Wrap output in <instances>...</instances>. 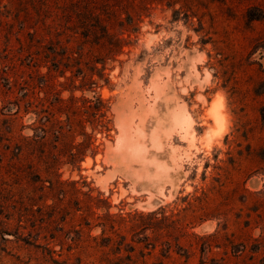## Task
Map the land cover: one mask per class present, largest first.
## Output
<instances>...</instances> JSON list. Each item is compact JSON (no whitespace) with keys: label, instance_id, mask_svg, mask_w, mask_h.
Masks as SVG:
<instances>
[{"label":"rangeland","instance_id":"1","mask_svg":"<svg viewBox=\"0 0 264 264\" xmlns=\"http://www.w3.org/2000/svg\"><path fill=\"white\" fill-rule=\"evenodd\" d=\"M5 65L81 121L49 147L93 144L45 190L50 243L0 207V264H264V0H0Z\"/></svg>","mask_w":264,"mask_h":264},{"label":"trees","instance_id":"2","mask_svg":"<svg viewBox=\"0 0 264 264\" xmlns=\"http://www.w3.org/2000/svg\"><path fill=\"white\" fill-rule=\"evenodd\" d=\"M0 89L6 94L0 106V207L4 211L19 213V225L24 229L19 236L23 241L30 243L34 232H38L37 240L42 237L48 241L56 235L52 233L50 236L47 234L41 236L46 215L50 218L54 216V213L48 214L45 210L53 207L47 203L45 190L48 187L49 191L53 192L60 187L62 182L60 179L56 180L55 175L61 165L72 162L79 164L86 156L87 140L89 146L93 142L86 134L85 139L73 145L71 149L60 148L58 145L49 147L51 135L58 133L57 138L61 141L64 136L70 135L81 121L69 117L66 123L62 124L59 120L61 130L55 131L51 127L52 117L37 105L34 83L26 78L14 77L10 73V65H5L0 70ZM30 113L34 114L33 120L26 124L24 119ZM65 127L68 128L63 131ZM26 128H31L33 134H25L23 131ZM59 161L60 167L57 165ZM47 182L50 186L46 185ZM65 197L66 192H63V195L57 196V199L63 201ZM88 198L94 199L90 194ZM36 200H41L42 203L34 209L37 205ZM38 210L40 214L36 213ZM87 212L96 213L90 203L87 204ZM8 230L2 229L0 234L4 237L9 233Z\"/></svg>","mask_w":264,"mask_h":264},{"label":"bare ground","instance_id":"3","mask_svg":"<svg viewBox=\"0 0 264 264\" xmlns=\"http://www.w3.org/2000/svg\"><path fill=\"white\" fill-rule=\"evenodd\" d=\"M216 106H217V105H216ZM212 110H213V109H212ZM212 110H211V111H212ZM213 113H214V111H213ZM216 113H217V112H216ZM214 116H215V115H214ZM215 117H216V116H215ZM219 122H220V120H219ZM220 124H221V123H220ZM223 126H224V125H223Z\"/></svg>","mask_w":264,"mask_h":264}]
</instances>
